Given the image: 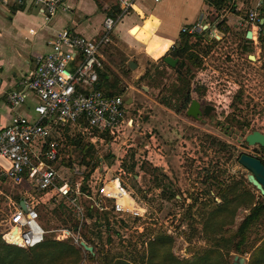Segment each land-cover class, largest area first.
Masks as SVG:
<instances>
[{"label":"rangeland","instance_id":"rangeland-1","mask_svg":"<svg viewBox=\"0 0 264 264\" xmlns=\"http://www.w3.org/2000/svg\"><path fill=\"white\" fill-rule=\"evenodd\" d=\"M177 9L185 12L188 5ZM225 10L232 12L233 7ZM199 16L179 17L171 33H177L181 25L198 22ZM134 19L136 14L130 12L119 21L118 27ZM210 20L219 33L211 37L214 28L210 27V37L200 43L202 49L187 46L177 50L176 42L156 59L139 50L131 40L118 45L120 39H114L102 52L103 72L108 76V84L116 83L121 91L118 96L132 99L127 116L131 123L125 121L113 136L75 127L53 132L59 143V159L52 166L70 187L83 178V182L88 181L89 186L96 188L94 194H98L99 183L115 178L117 162L121 160L119 165L125 172L120 177L121 184L126 186L132 200L146 207L143 219L109 209L105 212L110 228L104 221L91 226V237L99 248L104 245L107 254H121L139 264L147 254V243L160 235L170 239V246L166 244L165 248L178 260L214 250L218 264H232L235 256L244 258L245 264H264V257L257 253L264 241V214L251 225L245 238L237 235L252 208L264 204V196L247 182L249 173L238 163L241 154H251L258 146H247L245 137L254 131L264 134L261 44L253 45L251 56L255 60L249 64L250 55L241 51L242 31L227 25L229 29L223 33L216 27L222 19L211 15ZM206 47L210 48L207 54ZM128 48L132 51L130 55L125 52ZM174 50V56L167 55ZM166 56L178 59L175 68L163 62ZM129 62L136 68L131 69ZM145 70L148 71L144 74ZM142 73V81L133 80ZM176 78L189 82L192 100L201 106L209 104L215 110L207 116L201 115L200 120L187 116L189 105L180 108L170 97ZM163 101L169 102L170 107L163 105ZM219 142L228 147L222 149ZM229 188L234 193L226 202L222 199ZM25 191L29 194H24ZM24 197L39 202L37 213L40 224L48 232L46 238H55L64 229L74 234L75 224L78 233L82 231V223L70 210L59 206L61 203H51V192L34 190L27 183L13 186L0 179L1 240L8 229L9 204ZM249 197L252 199H246ZM98 212L101 215L104 211ZM121 221L125 226L118 228ZM116 229L118 235L113 233ZM66 240L81 248L73 238ZM79 264L91 263L83 257Z\"/></svg>","mask_w":264,"mask_h":264},{"label":"built area","instance_id":"built-area-1","mask_svg":"<svg viewBox=\"0 0 264 264\" xmlns=\"http://www.w3.org/2000/svg\"><path fill=\"white\" fill-rule=\"evenodd\" d=\"M19 4L39 6L48 21L63 9L66 0H15ZM135 0H120L121 15L133 9ZM157 3L159 0H153ZM257 7L249 10L245 19L238 26L256 25ZM118 19L110 16L103 21L102 34L97 39L86 38L72 29H64L50 42L47 54L35 60L34 70L20 80V90H13L7 95V102L12 110L22 107L29 94L37 102L33 106L35 119L16 114L9 124L0 130V179L13 186L27 183L34 190L51 192V203H64L81 224L84 219L82 200L89 201L98 211L112 209L128 213L134 217L144 218L146 207L141 203L134 207L119 204L118 201L131 198L124 184H121L123 169L119 166L117 175L110 182L101 181V188L96 196L89 186V196L82 193L81 182L70 187L63 181L52 166L59 159V143L53 137L55 130L77 127L84 132L94 131L99 134H112L125 120V100L120 96L106 97L95 87L98 84V71L103 68L99 51L110 43V36ZM204 18L192 27L182 28V33H200L210 25L204 24ZM203 25H205L203 27ZM256 28V40L260 33ZM211 37H217L213 31ZM25 191L24 194H27ZM29 194V193H28ZM27 211L24 212L17 203L9 204L10 215L8 229L2 235L6 243L8 237L12 246L28 249L40 244L48 233L39 222L37 206L39 202L27 198L23 200ZM112 201V204L108 202ZM135 201V200H134ZM37 228L35 230L34 228ZM18 229L19 243L13 234ZM59 230L55 237L58 241L73 238L80 246L82 237L77 231ZM82 248V247H81ZM83 249V248H82Z\"/></svg>","mask_w":264,"mask_h":264},{"label":"crops","instance_id":"crops-1","mask_svg":"<svg viewBox=\"0 0 264 264\" xmlns=\"http://www.w3.org/2000/svg\"><path fill=\"white\" fill-rule=\"evenodd\" d=\"M228 4L233 7L232 12H227L224 9L218 16L224 20L226 26H238L245 18L244 14L246 15L249 10H255L258 4L259 7L260 5L264 7V0H229ZM185 5H188L187 11L183 12L177 9V7ZM119 6L120 0H66L63 3V9L58 10L55 17L47 21L42 9L35 4H19L15 0H0V130L6 127L11 117L16 114L26 116L29 119L36 118L33 113V106L37 100L33 95L29 94L26 103L16 110L11 109L7 102V95L13 90L21 89L20 80L34 70L36 58L49 52L50 42L64 29H72L86 38L97 39L102 34L104 19L114 12H118L114 18L118 21L110 36V43L112 44L114 39H120L118 45H121V43L131 40L139 50H143V53L155 59L160 58L176 44L182 28L192 27L203 18L204 24L210 25L207 29L211 27L214 28L212 32L218 31L214 24L209 21V12L214 9L206 5V0H159L157 3L153 0H135L133 9L123 15H121ZM111 8L112 10H110ZM130 12L135 13L137 19L127 22L123 27H118L119 21L129 15ZM185 14L200 15L198 22L191 25H181V29L172 34V25ZM241 28H244L246 32L250 31L252 34L250 40L253 43L257 42H254L257 25L244 26L243 24ZM125 52L126 55H130L132 51L128 48ZM99 54L103 64L104 56L101 51ZM137 71H139V67ZM147 71L145 70L144 74ZM144 74L134 77L133 80L142 81ZM144 89L146 90V88ZM124 100L126 103L125 122L127 121L128 110L132 106V99ZM131 121L128 119L127 122L131 123ZM123 123L110 135L113 136L114 133L119 132ZM117 163L116 171L119 169L121 160ZM91 188L95 192L96 188L93 186ZM100 188L101 183H99ZM26 199L25 197L20 199L17 204L19 205L21 201ZM129 201L131 203L130 208L138 205V202L131 198Z\"/></svg>","mask_w":264,"mask_h":264},{"label":"trees","instance_id":"trees-1","mask_svg":"<svg viewBox=\"0 0 264 264\" xmlns=\"http://www.w3.org/2000/svg\"><path fill=\"white\" fill-rule=\"evenodd\" d=\"M228 1L229 0H206V5L214 9L209 12V19L211 15H215L217 18H219L218 13L224 10L225 7L230 6L228 4ZM117 13L118 12H114L113 14L110 15V17L115 18ZM257 13L258 14L256 18V25L261 30L259 36L257 37V42L261 44L260 46L261 57L264 59V46H262L264 42V23L263 25L259 24L260 20L264 19V7L262 5H260L259 9L257 10ZM210 22L213 21L210 20ZM216 27L217 29L221 28L223 33H226L229 29L226 26L224 20L218 22L216 24ZM233 28L242 31V33H239L242 53L247 55L253 54L254 53L253 45L255 43H253L252 40L246 39V33H247L246 30L238 26H233ZM207 37H210L209 29L203 30L200 33H193V34L187 32L185 33L181 32L179 33L177 39L178 48L176 49L180 50L187 46L191 47L192 49H195L199 46V49H202L200 48L201 46L200 43L204 40V38ZM105 47L106 46L100 49V51L103 52ZM206 48L208 49L209 47ZM175 51L176 50L169 51L167 55L174 56ZM209 51L210 48L208 49V51H205V54H207ZM247 63L249 64L251 63V61L248 58H247ZM95 88L97 90H100L106 97L118 96L119 93H121V91L117 89L116 83L108 84V76L105 72H103V69L98 71V84L96 85ZM191 92L192 91L189 82H183L182 80H180V78H176L175 83L172 86V94H171L172 96L170 97H172L173 100L175 99L177 101L178 105H180V108L186 109L187 106L192 101ZM162 104L165 106L168 105L170 107V103L167 101H163ZM103 135H108V134L104 133ZM219 143L222 149L228 147L226 144L222 142ZM123 167L125 166L123 165ZM132 170L133 168H130V171ZM80 188L82 193L89 196L90 193L88 188V181L83 182ZM231 189L233 188H229L226 190L227 196L222 199L223 201L228 200L230 194L234 193V190ZM98 195L99 194H96V196ZM173 198L175 197L173 196ZM246 199L251 200L252 198L249 197ZM85 202L91 203L89 201H85ZM82 205L84 207V219L81 224L82 231L79 232V235L82 237V240L87 246L92 247L93 249L92 252H86L82 248H77L73 244H70L68 240L58 241L55 238L48 239L46 238V236L44 237L43 241L40 244L28 249H23L12 245H8L5 243L3 239L1 240L0 238V264H79L80 261L83 259V257H85L91 264H134L135 260H131L130 258H123L121 254H116V255H112L109 253L107 254L104 250V245L101 244L102 242L101 234L98 235L99 242L101 244V247L99 248V244L93 240L89 230L92 229L91 226L93 225L96 226L100 224L99 223L100 221H104L106 223V226L110 228L108 213L104 211L100 215L98 210L92 207V203L88 205L82 203ZM59 206H63L68 211L70 210L69 208H67V206L64 203L59 204ZM69 212L71 213V210ZM262 214H264V204L262 203L256 204L252 208L250 215L247 216L244 219V221L241 223L240 227L238 228L237 235L240 238H245L251 225L256 223L260 219ZM118 224H119L118 228L125 226L122 221L119 222ZM72 231L78 232V224H75L73 226ZM113 233L118 235L119 229L118 230L116 229V231H113ZM107 242L111 244L112 240L108 238ZM166 244L170 246L171 242L170 239L166 238L165 236L159 235L156 238H153V240L147 243V254L146 256L142 257V260L139 262V264H218L216 258L214 257L215 255L214 250H204L190 259L178 260L177 258L174 257V255L170 253L169 249L165 248ZM257 253L258 256L264 257V241L260 244ZM260 262H262V260H260Z\"/></svg>","mask_w":264,"mask_h":264},{"label":"water","instance_id":"water-1","mask_svg":"<svg viewBox=\"0 0 264 264\" xmlns=\"http://www.w3.org/2000/svg\"><path fill=\"white\" fill-rule=\"evenodd\" d=\"M263 23H264V19H261L259 24L263 25ZM251 35H252L251 32L248 31L246 33V39L250 40ZM248 59L251 61L255 60L254 56L251 55L248 57ZM163 62L169 67L175 68L176 65L178 64V59L172 58L171 56H166L163 58ZM129 66L131 69L136 68L135 64H133L132 62L129 63ZM202 109L203 111L201 110V105L198 101L192 100L188 106L186 114L187 116L197 118L198 115H200L201 113L207 116L209 115L210 111L215 110V108L209 104L204 105ZM244 141L248 146L259 145L264 147V134L258 131H254L251 134L247 135ZM238 162L243 168H245L247 171L250 172V174L247 175L246 177L247 182L251 184L261 195H264V166L257 159L244 154L239 157ZM19 206L24 212L27 211L25 203L23 201L19 203ZM13 234L16 238V243L18 244L19 242L18 229H15ZM6 244L10 245L8 238L6 239ZM80 246L86 252H92L93 250L92 247L87 246L84 242H81ZM232 264H245V259L242 257L235 256Z\"/></svg>","mask_w":264,"mask_h":264},{"label":"flooded vegetation","instance_id":"flooded-vegetation-1","mask_svg":"<svg viewBox=\"0 0 264 264\" xmlns=\"http://www.w3.org/2000/svg\"><path fill=\"white\" fill-rule=\"evenodd\" d=\"M204 106V105H203ZM203 106H201V110L203 111V109H202V107ZM212 111H210V113H211ZM209 113V114H210ZM201 115H204L203 113H201L200 115H198V117L197 118H195L196 120H200V117H201ZM248 146V145H247ZM255 146V145H254ZM257 146V145H256ZM241 155H243V154H241ZM240 155V156H241ZM244 155H248V156H250V157H252V158H255V159H257L258 161H260V163L264 166V147H262V146H257L256 148H255V150L251 153V154H244ZM239 156V157H240ZM239 159V158H238ZM239 163V162H238ZM245 169V168H244ZM246 170V169H245ZM247 171V170H246ZM249 174H250V172L249 171H247ZM248 174V175H249ZM251 185V184H250ZM252 186V185H251ZM253 187V186H252ZM254 188V187H253ZM255 189V188H254ZM256 190V189H255ZM257 191V190H256ZM258 192V191H257ZM259 193V192H258ZM260 194V193H259ZM261 195V194H260ZM261 196H264V195H261Z\"/></svg>","mask_w":264,"mask_h":264},{"label":"bare ground","instance_id":"bare-ground-1","mask_svg":"<svg viewBox=\"0 0 264 264\" xmlns=\"http://www.w3.org/2000/svg\"><path fill=\"white\" fill-rule=\"evenodd\" d=\"M114 182H109L106 186L108 187V188H113V186H114ZM119 204H122V206H123V204H125V206H131L130 204V201H129V199L125 196L124 197V199H122V200H119V202H118ZM35 230H37V228L35 227L34 228ZM15 233H17V232H15ZM8 238V237H7ZM19 243V242H18Z\"/></svg>","mask_w":264,"mask_h":264}]
</instances>
